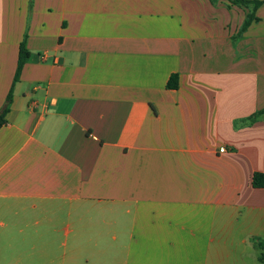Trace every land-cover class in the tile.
<instances>
[{
  "label": "crops",
  "instance_id": "1",
  "mask_svg": "<svg viewBox=\"0 0 264 264\" xmlns=\"http://www.w3.org/2000/svg\"><path fill=\"white\" fill-rule=\"evenodd\" d=\"M253 10L0 0V264H262L264 4L240 33Z\"/></svg>",
  "mask_w": 264,
  "mask_h": 264
},
{
  "label": "trees",
  "instance_id": "2",
  "mask_svg": "<svg viewBox=\"0 0 264 264\" xmlns=\"http://www.w3.org/2000/svg\"><path fill=\"white\" fill-rule=\"evenodd\" d=\"M229 1L232 4L238 5V6L253 5L254 10L252 13H250L248 15L240 33L241 32L243 33L246 30H248V28L251 26L252 22L254 20H257L256 16H255V11L262 4H264V0H229ZM29 55H30V52L27 49L26 41L24 40L20 46L19 62H18V68H17L15 79H14V83L16 81H18L20 73L22 71V68H23L27 58L29 57ZM168 87H170V88H177L178 87V75L177 74H174L171 76ZM11 102H12V90L8 94L6 106L4 107V109L2 111H0V127L6 123L5 116H6L7 112L9 111V107H10ZM261 113H263V112H261ZM261 113H257L255 115H253L251 117L250 121L253 122L257 118V116H259V114H261ZM252 185L255 188H264V172H255L253 174ZM255 247H256V249L263 252L264 251V239H259V240L255 241ZM263 253L260 254V262L264 260V258H262Z\"/></svg>",
  "mask_w": 264,
  "mask_h": 264
},
{
  "label": "rangeland",
  "instance_id": "3",
  "mask_svg": "<svg viewBox=\"0 0 264 264\" xmlns=\"http://www.w3.org/2000/svg\"><path fill=\"white\" fill-rule=\"evenodd\" d=\"M263 252H264V251H263ZM263 252H262V253H263ZM262 258H264V253H263V256H262ZM261 263H262V264H264V260H263V261H261Z\"/></svg>",
  "mask_w": 264,
  "mask_h": 264
},
{
  "label": "built area",
  "instance_id": "4",
  "mask_svg": "<svg viewBox=\"0 0 264 264\" xmlns=\"http://www.w3.org/2000/svg\"><path fill=\"white\" fill-rule=\"evenodd\" d=\"M221 151L223 152V151H224V149H221Z\"/></svg>",
  "mask_w": 264,
  "mask_h": 264
}]
</instances>
